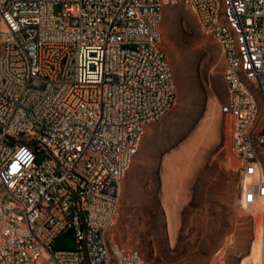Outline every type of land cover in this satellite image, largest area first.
<instances>
[{
	"label": "built area",
	"instance_id": "2783aa9c",
	"mask_svg": "<svg viewBox=\"0 0 264 264\" xmlns=\"http://www.w3.org/2000/svg\"><path fill=\"white\" fill-rule=\"evenodd\" d=\"M177 4L220 46L239 202L264 239V0H0V264H146L113 230L145 128L175 104L159 25ZM67 231L75 248L52 249Z\"/></svg>",
	"mask_w": 264,
	"mask_h": 264
},
{
	"label": "rangeland",
	"instance_id": "374dc122",
	"mask_svg": "<svg viewBox=\"0 0 264 264\" xmlns=\"http://www.w3.org/2000/svg\"><path fill=\"white\" fill-rule=\"evenodd\" d=\"M61 12L56 4L54 13ZM159 32L175 104L145 128L122 177L113 239L136 249L146 264H198L210 257L211 264H251L259 217L239 202V163L228 149L230 119L220 110L226 98L220 46L183 4L165 8ZM35 154L37 162L45 156ZM75 245L73 235L63 232L51 246Z\"/></svg>",
	"mask_w": 264,
	"mask_h": 264
},
{
	"label": "bare ground",
	"instance_id": "6f19581e",
	"mask_svg": "<svg viewBox=\"0 0 264 264\" xmlns=\"http://www.w3.org/2000/svg\"><path fill=\"white\" fill-rule=\"evenodd\" d=\"M241 208H245L244 204H240ZM248 208V207H247ZM254 234L258 236V239L252 243V246L250 248L249 257L247 259L250 260L251 264H255V260H259L258 264H261V261H264V239L262 237V230L258 223L255 226Z\"/></svg>",
	"mask_w": 264,
	"mask_h": 264
},
{
	"label": "crops",
	"instance_id": "0c3cea01",
	"mask_svg": "<svg viewBox=\"0 0 264 264\" xmlns=\"http://www.w3.org/2000/svg\"><path fill=\"white\" fill-rule=\"evenodd\" d=\"M167 181H169V179ZM214 255H215V253H214ZM211 261H212V257L207 258V259L200 260L198 262V264H211Z\"/></svg>",
	"mask_w": 264,
	"mask_h": 264
},
{
	"label": "water",
	"instance_id": "95a60500",
	"mask_svg": "<svg viewBox=\"0 0 264 264\" xmlns=\"http://www.w3.org/2000/svg\"><path fill=\"white\" fill-rule=\"evenodd\" d=\"M67 234L70 235L71 234L70 231H67Z\"/></svg>",
	"mask_w": 264,
	"mask_h": 264
},
{
	"label": "snow or ice",
	"instance_id": "6c2138e0",
	"mask_svg": "<svg viewBox=\"0 0 264 264\" xmlns=\"http://www.w3.org/2000/svg\"><path fill=\"white\" fill-rule=\"evenodd\" d=\"M249 199H251V197H249Z\"/></svg>",
	"mask_w": 264,
	"mask_h": 264
}]
</instances>
